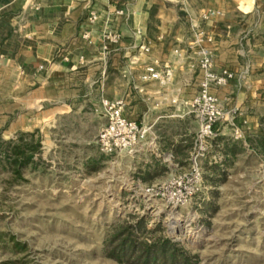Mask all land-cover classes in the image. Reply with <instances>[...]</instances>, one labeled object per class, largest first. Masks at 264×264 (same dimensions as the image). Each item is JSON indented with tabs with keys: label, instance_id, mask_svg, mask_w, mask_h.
Returning a JSON list of instances; mask_svg holds the SVG:
<instances>
[{
	"label": "rangeland",
	"instance_id": "rangeland-1",
	"mask_svg": "<svg viewBox=\"0 0 264 264\" xmlns=\"http://www.w3.org/2000/svg\"><path fill=\"white\" fill-rule=\"evenodd\" d=\"M255 2L252 14L226 17L220 36L196 32L200 67L209 54L212 72L233 78L211 90L214 137L200 139L189 106L200 90L192 118L164 129L175 159H155L123 100L142 134L132 152L105 151L103 102L117 100L95 85L73 95L70 118L0 130V264H264V0ZM174 139L186 143L172 149ZM21 142L37 151L18 178L9 160Z\"/></svg>",
	"mask_w": 264,
	"mask_h": 264
},
{
	"label": "crops",
	"instance_id": "crops-1",
	"mask_svg": "<svg viewBox=\"0 0 264 264\" xmlns=\"http://www.w3.org/2000/svg\"><path fill=\"white\" fill-rule=\"evenodd\" d=\"M255 1L0 0V130L70 118L73 95L95 85L101 97L114 89L127 119L147 129L155 159H175L163 131L192 118L203 79L196 32L220 36L226 17L252 14ZM148 67L170 68L171 80H144Z\"/></svg>",
	"mask_w": 264,
	"mask_h": 264
},
{
	"label": "built area",
	"instance_id": "built-area-1",
	"mask_svg": "<svg viewBox=\"0 0 264 264\" xmlns=\"http://www.w3.org/2000/svg\"><path fill=\"white\" fill-rule=\"evenodd\" d=\"M93 20L96 17L92 18ZM203 36L204 34L201 33ZM114 39V38H113ZM208 39L207 42H212ZM203 39L197 43H203ZM201 68L204 71V80L200 86V92L197 97L190 103V109L193 113H197L202 121L200 139L206 137H214V128L221 120L220 108L217 99L211 93L213 87H223L232 80L233 75L229 71L221 73L212 72L211 56L207 54L202 61ZM172 78L170 68H165L163 72L157 71L154 67H148L144 80H158L162 83H167ZM103 106L107 114V125L101 130L98 135L99 143L108 152H117L124 150H132L136 147L141 130L136 123L127 121L123 117V109L125 104L122 100L104 101Z\"/></svg>",
	"mask_w": 264,
	"mask_h": 264
},
{
	"label": "trees",
	"instance_id": "trees-1",
	"mask_svg": "<svg viewBox=\"0 0 264 264\" xmlns=\"http://www.w3.org/2000/svg\"><path fill=\"white\" fill-rule=\"evenodd\" d=\"M37 149L29 148L27 143L21 142L18 145H14L12 148V157L11 160H9V166L10 170L15 174L18 178L22 176V171L26 167L28 163H30L33 159V154L32 152H36ZM135 242V239H130V245L132 246ZM173 248L175 249L177 247V244H172ZM134 248L132 247V250ZM175 253H178L177 250H174ZM150 253L149 251L147 254ZM176 255V254H175ZM155 256L149 257V255L145 256V263H148L151 260H155Z\"/></svg>",
	"mask_w": 264,
	"mask_h": 264
}]
</instances>
